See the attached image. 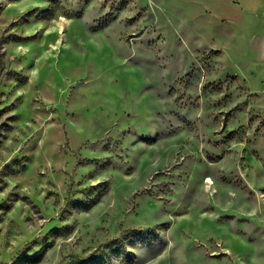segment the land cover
<instances>
[{"label": "rangeland", "instance_id": "1", "mask_svg": "<svg viewBox=\"0 0 264 264\" xmlns=\"http://www.w3.org/2000/svg\"><path fill=\"white\" fill-rule=\"evenodd\" d=\"M0 264H264V0H0Z\"/></svg>", "mask_w": 264, "mask_h": 264}]
</instances>
